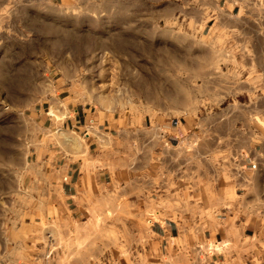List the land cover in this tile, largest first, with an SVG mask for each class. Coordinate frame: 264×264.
I'll list each match as a JSON object with an SVG mask.
<instances>
[{
    "label": "rangeland",
    "instance_id": "rangeland-1",
    "mask_svg": "<svg viewBox=\"0 0 264 264\" xmlns=\"http://www.w3.org/2000/svg\"><path fill=\"white\" fill-rule=\"evenodd\" d=\"M146 14L141 0H80L74 7L0 0V264H159L160 251L146 239L160 219L153 207L176 203L178 167L169 166L170 191L162 199L165 178L147 177L142 151L128 137L122 141L117 128L206 118L233 101L202 95L238 84L221 67L229 53L215 51L206 37L155 25ZM76 106L113 127L103 158L127 170L116 172L126 183L93 196L81 221L72 222L41 172L49 171L42 161L54 139L49 115L61 119L63 107ZM223 119L212 122L222 133L234 124ZM75 136L73 152L81 154L82 137Z\"/></svg>",
    "mask_w": 264,
    "mask_h": 264
},
{
    "label": "crops",
    "instance_id": "crops-1",
    "mask_svg": "<svg viewBox=\"0 0 264 264\" xmlns=\"http://www.w3.org/2000/svg\"><path fill=\"white\" fill-rule=\"evenodd\" d=\"M141 1L153 24L177 35L206 37L215 51L229 53L221 67L238 84V90L202 95L233 101L210 110L206 118L195 114L192 119L117 128L122 141L128 137L142 151L150 168L147 177L165 178L162 199L170 191L169 166L175 162L178 167L176 203L151 204L160 219L152 221L146 243L160 251L159 264H264V0ZM68 108H62L67 115L61 119L49 115L54 139L42 161L49 171L41 176L56 205H63L75 222L93 196L126 183L116 172L127 168H113L103 158L104 142L114 141L105 118L85 107ZM223 118L234 124L222 133L212 122ZM232 132H239L240 139H233ZM75 135L82 137L81 154L73 152ZM155 187L152 183L151 194ZM209 246L216 248L211 255L205 254Z\"/></svg>",
    "mask_w": 264,
    "mask_h": 264
},
{
    "label": "built area",
    "instance_id": "built-area-1",
    "mask_svg": "<svg viewBox=\"0 0 264 264\" xmlns=\"http://www.w3.org/2000/svg\"><path fill=\"white\" fill-rule=\"evenodd\" d=\"M216 250L215 247L209 246L205 254L211 255Z\"/></svg>",
    "mask_w": 264,
    "mask_h": 264
},
{
    "label": "bare ground",
    "instance_id": "bare-ground-1",
    "mask_svg": "<svg viewBox=\"0 0 264 264\" xmlns=\"http://www.w3.org/2000/svg\"><path fill=\"white\" fill-rule=\"evenodd\" d=\"M77 142V141H76Z\"/></svg>",
    "mask_w": 264,
    "mask_h": 264
}]
</instances>
